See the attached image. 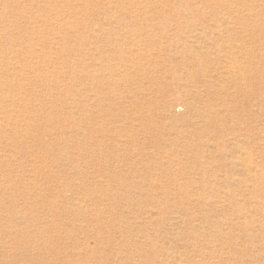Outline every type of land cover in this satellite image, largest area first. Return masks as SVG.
I'll return each instance as SVG.
<instances>
[{
	"label": "rangeland",
	"instance_id": "1",
	"mask_svg": "<svg viewBox=\"0 0 264 264\" xmlns=\"http://www.w3.org/2000/svg\"><path fill=\"white\" fill-rule=\"evenodd\" d=\"M264 0H0V264H264Z\"/></svg>",
	"mask_w": 264,
	"mask_h": 264
},
{
	"label": "bare ground",
	"instance_id": "2",
	"mask_svg": "<svg viewBox=\"0 0 264 264\" xmlns=\"http://www.w3.org/2000/svg\"><path fill=\"white\" fill-rule=\"evenodd\" d=\"M264 178V177H263Z\"/></svg>",
	"mask_w": 264,
	"mask_h": 264
}]
</instances>
